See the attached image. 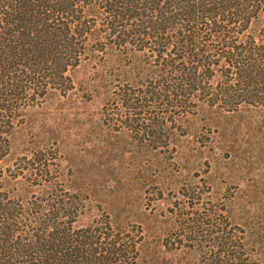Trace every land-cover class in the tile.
<instances>
[{
  "label": "trees",
  "instance_id": "16d2710c",
  "mask_svg": "<svg viewBox=\"0 0 264 264\" xmlns=\"http://www.w3.org/2000/svg\"><path fill=\"white\" fill-rule=\"evenodd\" d=\"M95 98L97 116L81 106ZM263 109L264 0H0V264H141L140 223L76 224L115 182L84 158L169 152L134 178L162 195L193 118ZM170 191L178 264H261L264 233L236 220L230 189L194 173Z\"/></svg>",
  "mask_w": 264,
  "mask_h": 264
},
{
  "label": "rangeland",
  "instance_id": "374dc122",
  "mask_svg": "<svg viewBox=\"0 0 264 264\" xmlns=\"http://www.w3.org/2000/svg\"><path fill=\"white\" fill-rule=\"evenodd\" d=\"M89 72L88 66H81L75 71L78 85L86 80ZM81 106L97 116L101 98ZM206 125L205 119L193 118L188 127L189 134L176 139L174 164L163 162L162 166L174 167L177 173L173 178L166 175L167 171L162 173V195L153 186L144 191L134 178L140 176L142 170L149 173L156 168L157 159L149 158L152 153L153 156L155 153L166 157L163 161L169 162V152H97L94 163L90 161L93 157L89 152V156L84 158L88 169L86 165L84 169L91 174L102 171L106 173L105 178L115 182L109 188H98L91 210L76 224H90L103 213H108L115 225L140 223L146 235L141 264H178L183 259V253L167 250L162 245L163 227L166 226L161 222L164 220L161 213L166 212L173 200L170 190H176L187 176L197 173L209 176L215 188L224 192L225 196L226 189H230L236 220L249 229L255 227L256 231L264 233V109L217 116L211 129ZM72 131L77 132L78 129L72 127ZM71 138L75 136L71 135L69 140ZM27 139L25 133L16 141L12 152H21ZM121 142L125 144L126 141L121 139ZM117 180L126 181V186L123 181L117 183ZM256 243L263 250L261 264H264V248Z\"/></svg>",
  "mask_w": 264,
  "mask_h": 264
}]
</instances>
